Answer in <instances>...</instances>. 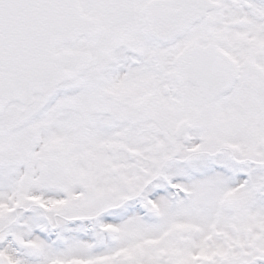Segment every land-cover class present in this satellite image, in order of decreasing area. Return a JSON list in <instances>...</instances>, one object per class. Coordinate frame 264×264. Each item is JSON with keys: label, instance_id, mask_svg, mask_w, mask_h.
Wrapping results in <instances>:
<instances>
[{"label": "snow or ice", "instance_id": "obj_1", "mask_svg": "<svg viewBox=\"0 0 264 264\" xmlns=\"http://www.w3.org/2000/svg\"><path fill=\"white\" fill-rule=\"evenodd\" d=\"M0 264H264V0H0Z\"/></svg>", "mask_w": 264, "mask_h": 264}]
</instances>
